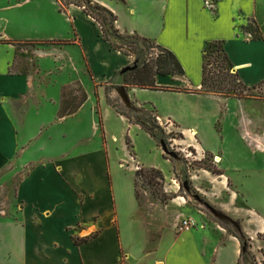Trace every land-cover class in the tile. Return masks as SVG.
<instances>
[{"label": "crops", "instance_id": "crops-1", "mask_svg": "<svg viewBox=\"0 0 264 264\" xmlns=\"http://www.w3.org/2000/svg\"><path fill=\"white\" fill-rule=\"evenodd\" d=\"M93 1L111 10L118 18L119 27L126 33L139 34L173 52L185 70L184 76L157 79L158 85L175 88L174 91L132 88L129 93H156L180 100H193L206 110L210 103L219 105L221 119L217 116L212 119L222 120L224 128L229 124L236 132L238 146L244 151L248 150L253 160L258 163L264 161V155L254 153L244 143L238 116L224 114L223 102L204 93L202 88L203 51L207 43L214 41H225L234 71L245 85L255 87L264 82V18L261 19L258 15L260 11L264 17V0ZM11 7L9 5L7 8ZM62 19L68 24L76 22L75 33L79 40L78 45L73 46L81 49L82 58L86 59L93 73L94 81L91 77L89 79L101 94L99 103L102 109L103 134L106 135L109 131L108 125L114 124L124 139L130 133L143 135L157 155L165 159L158 142L108 102L106 87L124 67L126 56L111 49L110 44L100 37L98 24L81 7L69 6ZM249 19L257 23L263 40H255L246 31L245 25ZM0 39L16 41L6 33L0 35ZM66 49L70 50L65 48L50 53L56 63L60 61L58 54H63ZM25 54L28 53L16 46L0 44V139L11 135L15 141L14 148L3 150L8 159L13 158L17 152L21 135L27 131L26 122H32L33 116L29 115L35 116L38 128L33 135L26 137L29 143L22 152V159L30 150L31 140L45 129H51L57 122L63 124L72 118H78L90 102H94L92 95L88 93L87 100L77 112L69 116L63 113L62 96L66 84L74 82L75 77L86 84V74L81 66H77L80 59L73 62L75 64L65 63L68 68H72L75 76L67 79L69 81H63L59 94L52 95L50 99L47 93L39 95V83L36 76L32 75L31 59ZM193 64L199 69L194 75ZM48 72L52 74V70ZM48 72L46 70L44 76ZM63 74L65 73L58 77L62 78ZM58 82L53 85L48 83L47 88L51 85L55 88ZM85 87L88 89L86 85ZM187 89L190 91H185ZM126 98L132 102L128 93L125 94ZM133 102L139 106L149 104L164 126L165 122H171L181 129L186 139L196 138L194 133L197 130H186L185 122L179 116L161 113L151 102ZM49 104L55 108L53 118L49 116ZM90 114L93 121H96L95 108L91 107ZM203 117L208 118L205 115ZM203 117H198L196 123L204 124L206 119ZM11 119L18 121L20 126L11 123ZM24 123L25 131L21 128ZM221 139L226 147L225 137ZM119 141L121 143V139ZM124 141L123 149L130 155L131 163L135 164L129 169L132 178L123 182L126 190H122L119 183L111 182L108 149L86 153L82 158L72 159L68 163L67 160L57 157L47 161L43 158L31 159L29 163H24L22 171L27 174L18 189V200L24 204V209L21 207L20 211L12 212L9 220L0 221V247L3 249L7 245L6 250L10 252L0 256V264H17L19 261L20 264H239L241 243L230 235L228 241L223 243L224 229L203 227L200 230L177 232L174 220L179 215H185L184 211L181 214L171 211L174 206L181 208V203L177 205L178 199L166 206L155 202L153 212L142 208L137 198L135 167L137 164L145 168L155 167L140 164L135 155L131 156L127 141ZM207 148L219 156L222 162L225 171L221 176L224 178L222 182L226 183L231 179L238 186H246L248 204L252 205L251 211L264 212V208H258L249 196L252 185L263 182V171L256 169L255 165L247 169L245 165L229 163L234 150L230 146ZM165 160L168 164L171 162ZM123 167L120 164V168ZM163 175L166 181L172 180L175 176L174 167L172 174L169 172ZM167 192L173 191L167 189ZM259 216L264 223V215ZM259 232L264 234V225L259 226ZM75 237L89 240L82 245H76L73 240ZM252 238L255 239V236L252 235ZM176 242H183L185 246L182 254L174 259Z\"/></svg>", "mask_w": 264, "mask_h": 264}, {"label": "rangeland", "instance_id": "rangeland-1", "mask_svg": "<svg viewBox=\"0 0 264 264\" xmlns=\"http://www.w3.org/2000/svg\"><path fill=\"white\" fill-rule=\"evenodd\" d=\"M87 2L88 0H0V35L6 33L12 36L13 40H16L1 41L0 39V44L14 42L10 45L28 53L25 55L31 59V71L32 75L36 76L37 83H39L37 86L39 95L47 93L50 99H52V95L57 96L61 91L62 82L69 81L67 79L75 76L74 72L71 71L72 68H68L65 63L72 64L80 59L77 66H81L85 72L84 74H86L85 85L88 89H86L82 80H77V77L71 84L68 82L69 84H66L67 86L63 88L62 109L65 113L76 110L85 102L88 93L92 95L94 100V102H90L78 118H72L63 124L57 122L53 124L51 129H45L42 134L31 140L30 150L24 154V159H22V152L29 143H27L26 137L33 135L38 128L34 115H29L30 117L33 116L31 118L32 122H26L27 131L21 135L17 152L13 158L8 159L3 151L14 148L15 141L11 135L10 137L6 135L0 139V150L4 152L0 151V221L9 220L13 211L24 209V204H21L18 200V189L27 174L22 171L23 165L29 163L31 159L43 158L47 161L57 157L61 160H67L68 163L72 159L82 158L86 153L108 149L111 182L113 184L119 183L122 190H126V188H123V182L132 178L129 169L135 166L131 163L130 155L123 149L122 145V142H125L124 140L129 139L133 148L132 153H134L131 156L135 155L140 164L148 167L153 166L165 175L169 172L172 174L173 167L175 170V176L172 180L166 181L165 177L162 180L160 175L153 173L151 169L136 165L139 202L142 208H145V211L153 212L155 202L166 206L173 200L178 199L177 205L181 203L180 207L182 209L174 206L171 211L174 210L180 214L184 211L185 215H179L174 220L177 232H183L179 228L185 218L194 220L195 225L191 230H200L203 227L219 230L222 228L225 233L222 239L223 243L228 241L229 235L232 236V233L243 239L245 253L241 257L240 264H264V234L259 232V226L262 225L263 227L264 225L259 215H264V212L259 211V214L251 211L252 205L248 204V188L246 186H238V183L232 182L231 179L226 183L222 182L224 178L221 176L225 172L222 162H220L219 156L217 157L207 147L222 145L224 148H229L230 146L234 150H232L233 156L229 158V163L240 166L245 165L247 169L255 165L256 169L263 171V176L264 161L258 163L253 160L248 150L244 151L238 146L236 132L230 128L229 124L224 128L222 120H219L221 119L219 117L222 116L219 105L210 103L206 110L200 107L199 102L196 103L193 100H180L169 95L156 93L137 91L129 93V90L135 88L130 80L131 75L129 73L132 71L125 74H121V71L126 67H133L135 64L153 63L159 51L157 49L145 50L143 45L137 43L134 34L126 33L119 27L118 20L115 22L105 13L95 11L96 15H100L99 21H95L100 28V37L103 39L104 35L110 39L112 45L120 48L121 53L126 56L124 67L116 73L110 85L106 87L109 104L116 110L130 115L132 123L137 125L141 123L151 128L157 137L161 150L163 151L161 142H165L169 151L175 156L163 152L165 159L172 162V164L171 162L168 164L162 156L157 155L156 150H153L145 136L130 133L124 139L117 132V127L114 124L108 125L109 131L106 135L103 134L102 109L99 103L101 94L92 82L94 81L93 76H90L86 71L85 64L87 62H85V58V60L82 58L81 49L73 46L78 45L77 41L79 40L77 33H75L74 24L76 22L68 24L62 19L69 6L76 5L85 11L86 8H91L94 5L93 3H96L93 1L88 6ZM9 5L12 7L8 9ZM59 11L64 13L60 14ZM258 15L261 19L264 18L261 16L260 11ZM102 25L104 26V34L102 33ZM257 27L254 20H250L245 25L246 31L251 35L255 30L261 32ZM65 48H70V50L66 49L62 52L63 54H58L57 57L60 58V61L56 63L50 53ZM212 62L213 58L209 55L207 57L208 68L213 72L216 66L212 65ZM46 70L47 72L52 70V74L48 72L47 76H44ZM197 70L199 69L196 64H193L192 74L194 75ZM43 71L44 73H42ZM61 73H65L62 78L61 76L58 77ZM230 73L234 75L236 72L232 69ZM89 77L92 78V81ZM56 81L59 82L53 88L52 85ZM48 83L52 84L49 89L47 88ZM84 91H87V93ZM214 91L211 88L203 90L204 93L212 95L223 102L222 112L224 114L233 117L238 116L240 133L244 143L254 153L264 155V145L255 144L256 137H261L264 142V82L255 87H250L248 90L241 88L239 90L241 92H238V95L234 97L220 95ZM127 93L132 102L127 98V100L125 99ZM135 100L141 101V104L151 102L161 113L179 116V119L181 118L185 122L184 127L186 130L194 128L197 130L194 133L196 138L186 139L177 125L165 122L164 126L159 119L158 123L163 130L160 131L154 128L149 124V121L157 116V112L149 104H146L147 106L137 105L136 102H133ZM91 107L96 109V121H93L90 114ZM48 108L50 111L49 116L53 118L55 108L51 104ZM203 115L208 118L203 117ZM216 116L219 119L215 121L212 118ZM198 117L206 119L205 123H196ZM207 120L209 124H207ZM10 122L20 126V123L15 119H11ZM246 127L249 128L250 132ZM21 128H24L25 131V123ZM223 136L227 142L226 147L223 144L224 140L221 139ZM114 137H117V139H114ZM109 138L111 142H109ZM241 143L243 144V142ZM259 157L257 156V158ZM120 164L124 165L122 169ZM127 166H129L128 169ZM185 185H187V189ZM167 189H171L173 192H167ZM158 192L162 195L166 193L168 200L162 201V195H157ZM249 196L258 208H264V179L261 184L252 185ZM252 235L255 236V239L252 238ZM174 246V259H176L182 254L185 244L176 242ZM6 248L7 245L3 249L0 247V256L10 253ZM17 264H20V261Z\"/></svg>", "mask_w": 264, "mask_h": 264}, {"label": "trees", "instance_id": "trees-1", "mask_svg": "<svg viewBox=\"0 0 264 264\" xmlns=\"http://www.w3.org/2000/svg\"><path fill=\"white\" fill-rule=\"evenodd\" d=\"M92 3L93 1L88 0L87 5L89 6ZM93 4L94 5H92L91 8L88 7L85 9V13L91 18H93L95 21L98 22L100 19V15H96L95 11L105 13L115 22L118 20L115 14L111 12L110 10H108L107 8L97 3H93ZM102 27H103L102 33L104 34L105 33L104 26L102 25ZM252 35L255 40H263V35L261 34V32H258L257 30H255ZM134 36L136 37L137 43L143 45L145 50L157 49L159 51V54L157 55L153 63L149 62V63H144L143 65L137 64V68L131 73H129L131 75L130 80L132 82V85L135 88L152 90V91H174L176 90L175 88L160 86L158 85V82H157L158 78H167V77L174 78L176 76L185 75V70L182 64L180 63V61L178 60V58L175 56V54L169 51L168 49L164 48L163 46L157 44L155 41L151 39L142 37L139 34H134ZM103 40L110 44V47L113 51L121 52L120 48L113 46L110 39H108L104 35H103ZM10 44H14V42H11ZM209 55L212 56L213 58L212 65L214 64L216 66L215 71L213 72L210 71L208 68L207 57ZM203 61H204L203 62V80H202L203 90H207L208 88H211L213 91L215 90L214 91L215 93H218L220 95H224L227 97H234L238 95V92H241L239 91L241 88L247 89V90L248 88H250L244 84V82L241 80L238 73L231 75L230 71L232 69L234 70L235 67L226 51L225 41H214V42L207 43L203 51ZM85 65H86L87 73L90 76H93V73H92V70L89 64L86 63ZM86 100L87 99H85V101ZM80 107H78L76 110L72 112L68 111L65 113L63 111V113L67 116L72 115L75 112H77V110ZM119 113H121L131 122L130 115H128L127 113H122L120 111ZM138 124L157 141V137L155 133L153 132V130H151V128L146 127L141 123H138ZM149 124L160 131L163 130L162 127L158 123L157 116H155L153 120H150ZM127 145H128L129 150L131 151V154H133L132 144L129 139L127 140ZM133 156L134 155H132V157ZM147 169H151L153 173L160 175V178L164 180V175L160 170H157L155 168H147ZM215 171H213L214 174H216ZM137 178L138 177L136 174V187H138ZM157 195L161 196L162 193L158 192ZM137 198L139 199L138 190H137ZM165 200H168L166 193L162 195V201H165ZM231 235L236 237L240 241L241 246H242V253H241V257H242L243 254L245 253V243L242 241L243 239L240 236L235 235L233 233ZM73 240L76 245H82L88 242L89 239L88 238L79 239L75 237ZM240 263H241V259L239 261V264Z\"/></svg>", "mask_w": 264, "mask_h": 264}, {"label": "water", "instance_id": "water-1", "mask_svg": "<svg viewBox=\"0 0 264 264\" xmlns=\"http://www.w3.org/2000/svg\"><path fill=\"white\" fill-rule=\"evenodd\" d=\"M137 68V64H135L133 67H126L125 69H123L121 71V74H125L127 72H131V71H134L135 69ZM127 100V99H126ZM161 146H162V149H163V152L167 155H171V156H175L173 153H171L168 149V146L165 142H161ZM185 188L187 189V185H185Z\"/></svg>", "mask_w": 264, "mask_h": 264}, {"label": "built area", "instance_id": "built-area-1", "mask_svg": "<svg viewBox=\"0 0 264 264\" xmlns=\"http://www.w3.org/2000/svg\"><path fill=\"white\" fill-rule=\"evenodd\" d=\"M195 225V222L193 219L185 218L181 222V226L179 228L180 231H189L191 230Z\"/></svg>", "mask_w": 264, "mask_h": 264}, {"label": "bare ground", "instance_id": "bare-ground-1", "mask_svg": "<svg viewBox=\"0 0 264 264\" xmlns=\"http://www.w3.org/2000/svg\"><path fill=\"white\" fill-rule=\"evenodd\" d=\"M247 128V127H246ZM248 129V131L250 132V130H249V128H247ZM245 131H246V129H245ZM263 139H261V137H256L255 138V144H257V145H264V142L262 141Z\"/></svg>", "mask_w": 264, "mask_h": 264}]
</instances>
